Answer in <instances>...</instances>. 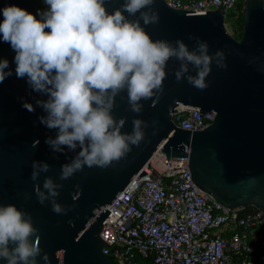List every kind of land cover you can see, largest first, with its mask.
Here are the masks:
<instances>
[{
    "label": "water",
    "instance_id": "1",
    "mask_svg": "<svg viewBox=\"0 0 264 264\" xmlns=\"http://www.w3.org/2000/svg\"><path fill=\"white\" fill-rule=\"evenodd\" d=\"M243 1V32L236 39L226 30L222 9L190 15L193 11L173 9L165 0H155L152 9L158 12L159 22L144 25L140 20L153 40L174 43L180 39L193 50L196 42L189 35L198 37L208 43L209 54L224 53L227 67L218 68L214 61L206 77L209 87L201 91L186 79L176 81L174 72L180 62L170 59L163 93L154 106H150L152 100L141 101V113L130 110L126 91L118 94L112 115L117 121L125 120L121 133L131 134L132 121L141 119L149 125L142 129L144 140L109 167L85 166L67 180L59 179L61 166L78 154L79 145L75 151L65 148L61 154L45 143L48 137L55 138L56 130L39 122L46 113L36 101L46 100L47 96L32 91L26 78L16 77L15 52L0 39V59L8 60L6 71L13 73L0 84V205L13 204L31 215L42 250L36 264H114L101 252L107 246L99 238L102 222L117 219L114 211L110 213L112 202L158 149L166 158L186 157L183 148L188 147L190 179L197 188L226 208L256 207L264 215V0ZM123 3L105 0L104 6L111 13ZM9 5L40 19L32 0H0V9ZM128 18L138 19L139 13ZM3 19L0 12V22ZM188 68L186 75L194 76L196 69L190 64ZM24 102L32 104L35 112L23 108ZM178 106L196 107L201 113L214 111V120L202 130L181 129L171 116ZM33 161L50 165V170L40 173L36 181L30 179ZM46 178L63 185L55 201L69 209L66 214L52 211L51 198L44 205L38 202L34 184L45 191ZM0 264L6 261L0 258Z\"/></svg>",
    "mask_w": 264,
    "mask_h": 264
},
{
    "label": "clouds",
    "instance_id": "2",
    "mask_svg": "<svg viewBox=\"0 0 264 264\" xmlns=\"http://www.w3.org/2000/svg\"><path fill=\"white\" fill-rule=\"evenodd\" d=\"M154 2L124 0L121 8L109 13L105 0H44L48 8L38 11L40 19L16 5L0 9L4 18L0 39L15 52L16 77L26 78L32 91L47 96L36 101L46 113L39 122L56 130L55 138L48 137L45 143L61 154L65 148L75 151L79 145L78 154L61 166L60 180L82 172L85 166L107 168L144 140L142 129L149 125L141 119L132 121L131 134L121 133L125 120L117 121L112 115L118 94L126 91L130 110L141 113V101L152 100L150 106H154L163 93L170 59L180 62L174 72L176 81L186 79L201 91L209 87L206 77L214 61L218 68L227 67L224 53L209 54L208 43L198 37L189 35L196 42L193 50L180 39L174 43L153 40L140 20L144 25L159 22L158 12L152 9ZM137 13L138 19L128 18ZM189 64L196 69L194 76L186 75ZM6 69L8 60L0 59V84L13 74ZM22 107L35 112L28 102ZM31 168L30 179L36 181L50 165L33 161ZM62 187L51 178L43 182L45 191L34 184L38 202L44 205L51 198L52 211L66 214L69 209L55 201ZM39 243L30 214L13 204L0 205V258L6 264H36L42 251Z\"/></svg>",
    "mask_w": 264,
    "mask_h": 264
},
{
    "label": "built area",
    "instance_id": "3",
    "mask_svg": "<svg viewBox=\"0 0 264 264\" xmlns=\"http://www.w3.org/2000/svg\"><path fill=\"white\" fill-rule=\"evenodd\" d=\"M237 0H165L190 15L231 10ZM174 124L198 131L211 124L214 111L178 106ZM186 157H168L158 149L112 202L118 217L103 221L102 254L114 264H264V215L256 207L226 208L190 179ZM141 172H144L141 175Z\"/></svg>",
    "mask_w": 264,
    "mask_h": 264
},
{
    "label": "trees",
    "instance_id": "4",
    "mask_svg": "<svg viewBox=\"0 0 264 264\" xmlns=\"http://www.w3.org/2000/svg\"><path fill=\"white\" fill-rule=\"evenodd\" d=\"M40 12L46 11L44 0H32ZM226 21L229 23L232 30L231 35L236 39H240L243 32V13H244V1L237 0L234 7L228 11ZM143 264H153L150 259L143 260Z\"/></svg>",
    "mask_w": 264,
    "mask_h": 264
},
{
    "label": "rangeland",
    "instance_id": "5",
    "mask_svg": "<svg viewBox=\"0 0 264 264\" xmlns=\"http://www.w3.org/2000/svg\"><path fill=\"white\" fill-rule=\"evenodd\" d=\"M45 7L46 8H48V6L45 4ZM229 11V10H228ZM226 12V15H225V27H226V30H227V32L229 33V34H231L232 33V30H231V28H230V25H229V23L226 21V17H227V14L229 13V12ZM43 12V11H42Z\"/></svg>",
    "mask_w": 264,
    "mask_h": 264
}]
</instances>
